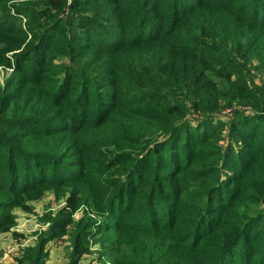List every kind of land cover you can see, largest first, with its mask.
Masks as SVG:
<instances>
[{
	"label": "rangeland",
	"instance_id": "1",
	"mask_svg": "<svg viewBox=\"0 0 264 264\" xmlns=\"http://www.w3.org/2000/svg\"><path fill=\"white\" fill-rule=\"evenodd\" d=\"M254 6L264 9L0 0V230L15 231L29 264H209L219 233L238 242L240 263L264 264V111L251 104L264 100V20ZM196 43L228 66L241 104L176 112L173 69Z\"/></svg>",
	"mask_w": 264,
	"mask_h": 264
},
{
	"label": "trees",
	"instance_id": "2",
	"mask_svg": "<svg viewBox=\"0 0 264 264\" xmlns=\"http://www.w3.org/2000/svg\"><path fill=\"white\" fill-rule=\"evenodd\" d=\"M258 1L262 3V6H264V0H258ZM252 9L255 10L254 12L257 17H260L261 20H264V9L262 7L260 8L259 6H254L252 7ZM192 13L193 12L190 13L187 12L186 14L191 15ZM111 14L114 15L116 18H119V16H121V12L119 10L112 12ZM211 24L212 22H209L204 28L207 29V26H211ZM222 26L226 28V26L221 23L218 29H222ZM53 28L54 27H51V29H47V30H45L44 28L45 30L44 33L51 32ZM202 28L203 27L201 25V29ZM196 29H199V27H196ZM257 42L260 43V41L258 40ZM195 45H197V47L185 49L183 50L185 52L179 53L180 57H178L179 59L178 58L176 59V62L178 63L177 68L175 67V69H173V71L174 70L175 71L174 74L172 75V80H171L173 84L172 93H170L169 96L175 97L176 95L178 96L177 98H179L180 100V102H178V109L176 112H180L182 114V112H184L186 109V105L190 104V106H193L195 110L206 113V115H208L223 110L226 107H230L234 102H237V104H241L242 97H238L234 93L235 91L234 89L237 88L243 89V88L240 85L234 88L233 82L231 81V75L230 73L226 72L228 66L226 64L222 65L221 62H217L215 64L212 62H207V60H204L202 57L204 54L199 49L200 44L196 43ZM258 47L259 45L256 46V48ZM160 49L163 51L166 48L160 47ZM242 50L243 49H240V45H239L237 48V52L241 53ZM162 51L160 53H162ZM149 59L151 60V58L148 57V61ZM153 60H155V63H158L156 62L157 58ZM155 68H156V72H158L161 67L159 68L155 66ZM159 78L160 79L162 78L163 81H166L167 76H161ZM239 82L240 81L238 80L237 84H239ZM252 99L253 98L250 97V100ZM251 104L256 106L255 108L257 110L264 111V100L258 102L253 99L251 101ZM169 130L172 129L170 128ZM248 137L249 136L246 135L244 138H242V141L248 142L249 140L247 139ZM3 140L4 137L0 136V141L3 142ZM3 148L4 147H2L1 150H3ZM9 229L10 228L3 229L0 230V232L7 231ZM218 236H219L218 240L220 241L222 240L223 243L225 244L224 246L220 247L219 251L210 261L209 264H251L249 258L248 259L245 258L243 262L240 263L238 259V247L236 246L238 243L237 241H233V240L231 241V238L228 239L226 233H221V234L219 233ZM237 239H239V237ZM217 247H219V245L217 246V244H214L213 245L214 249L210 251V254H212V251L214 252ZM26 249L28 248L26 247ZM34 258H33V262H35ZM30 260L32 261V257H30ZM30 260L28 256L26 257L23 256L22 259L19 261V264L22 263L29 264ZM33 262L30 264H33Z\"/></svg>",
	"mask_w": 264,
	"mask_h": 264
},
{
	"label": "crops",
	"instance_id": "3",
	"mask_svg": "<svg viewBox=\"0 0 264 264\" xmlns=\"http://www.w3.org/2000/svg\"><path fill=\"white\" fill-rule=\"evenodd\" d=\"M13 232V229L0 232V264H19L22 259L19 245L12 236Z\"/></svg>",
	"mask_w": 264,
	"mask_h": 264
}]
</instances>
